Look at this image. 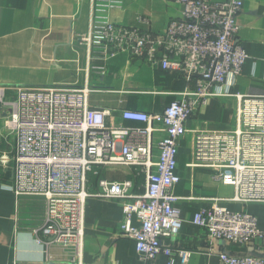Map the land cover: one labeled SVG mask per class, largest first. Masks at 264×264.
<instances>
[{"label":"built area","instance_id":"built-area-1","mask_svg":"<svg viewBox=\"0 0 264 264\" xmlns=\"http://www.w3.org/2000/svg\"><path fill=\"white\" fill-rule=\"evenodd\" d=\"M182 6L179 19L156 35L112 23L108 13L122 0H91L88 29L80 41L88 48L108 49L143 57L162 71L179 74L188 85L160 113L125 110L121 118L143 127L115 128L106 124L108 111L89 106L92 93L83 87H1L0 106L15 140L11 190L18 196H38L45 202L43 234L47 242L80 250L84 207L91 197L121 202L120 235L130 238L144 264L159 256L166 264H189L192 252L162 245L180 230L174 187L178 143L185 122L211 96H230L235 78L248 56L238 41L237 17L242 0H169ZM13 92L5 100V92ZM236 126L231 131L199 133L197 154L212 170L214 182L231 185L233 203H264V96H237ZM162 134L157 155L153 135ZM11 162L0 157V164ZM140 168L144 192L135 182L100 180L98 192H88V176L100 167ZM193 225L211 240L236 246L261 243V256L218 253L220 264H264V226L248 213L218 203L198 211ZM23 264V263H14ZM29 264V263H26ZM46 264V263H38Z\"/></svg>","mask_w":264,"mask_h":264},{"label":"crops","instance_id":"crops-1","mask_svg":"<svg viewBox=\"0 0 264 264\" xmlns=\"http://www.w3.org/2000/svg\"><path fill=\"white\" fill-rule=\"evenodd\" d=\"M121 8L108 13L109 20L151 35L159 34L167 23L181 17L182 6L169 0H122ZM220 2L224 0H208ZM237 17L238 41L248 59L235 78L230 96H211L185 122L187 133L178 143L174 187L181 226L174 239L162 245L192 252L189 264H220L218 253L232 256L261 255V243L250 246L223 244L211 240L193 225L194 215L213 203L234 212L253 215L264 226V203L238 204L231 185L214 182L212 170L197 154L199 133L231 131L236 126L237 96H264V0H242ZM91 0H0V88L1 87H81L94 92L89 106L108 111L106 124L115 128L143 127L125 121L121 113L135 110L160 113L188 86L174 72L162 71L143 57L114 52L112 48H88L80 41L88 29ZM13 92H5L11 100ZM0 106V264H144L133 240L119 232L121 202L91 197L84 207V233L80 250L73 246L41 244L45 202L38 196H18L11 190L15 140ZM162 134L153 135L152 152ZM88 192H98V182L132 180L134 193L142 194L146 175L140 168L100 167L88 176ZM159 256L150 263L166 264Z\"/></svg>","mask_w":264,"mask_h":264},{"label":"rangeland","instance_id":"rangeland-1","mask_svg":"<svg viewBox=\"0 0 264 264\" xmlns=\"http://www.w3.org/2000/svg\"><path fill=\"white\" fill-rule=\"evenodd\" d=\"M83 86H87L90 90H92L87 84L83 85ZM83 86H81V87H83ZM92 92H94V90H92ZM261 254H262V252H261ZM255 256H261V255H255Z\"/></svg>","mask_w":264,"mask_h":264}]
</instances>
